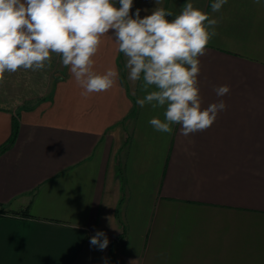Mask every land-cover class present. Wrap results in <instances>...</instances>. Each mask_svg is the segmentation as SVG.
Returning a JSON list of instances; mask_svg holds the SVG:
<instances>
[{
	"label": "crops",
	"instance_id": "0c3cea01",
	"mask_svg": "<svg viewBox=\"0 0 264 264\" xmlns=\"http://www.w3.org/2000/svg\"><path fill=\"white\" fill-rule=\"evenodd\" d=\"M187 2L218 21L198 87L202 108L226 110L206 131H156L165 108L136 103L143 80L107 37L94 59L118 70L111 90L81 96L62 65L46 97L0 107V146L16 126L0 154V264H264V5L133 0L131 14L171 19ZM97 232L106 249L90 244Z\"/></svg>",
	"mask_w": 264,
	"mask_h": 264
},
{
	"label": "clouds",
	"instance_id": "9594fccd",
	"mask_svg": "<svg viewBox=\"0 0 264 264\" xmlns=\"http://www.w3.org/2000/svg\"><path fill=\"white\" fill-rule=\"evenodd\" d=\"M155 2L159 5L161 0ZM253 2L264 5V0ZM226 3L214 0L212 12ZM132 6L133 0H0V86L6 73L50 68L55 54L69 68L81 96L107 92L116 86L118 70L97 72L94 59L107 37L126 57L129 80H143L147 94L136 103L165 108L163 120H149L156 131L171 134L174 124L181 125L184 136L206 131L227 107L221 99L202 108L198 87L199 58L217 34L218 21L191 2L171 19L173 13L163 7L143 18L137 9L133 18ZM214 91L223 97L230 87L221 85ZM90 244L103 250L109 240L97 232Z\"/></svg>",
	"mask_w": 264,
	"mask_h": 264
},
{
	"label": "rangeland",
	"instance_id": "374dc122",
	"mask_svg": "<svg viewBox=\"0 0 264 264\" xmlns=\"http://www.w3.org/2000/svg\"><path fill=\"white\" fill-rule=\"evenodd\" d=\"M61 67V58L52 55L50 68L6 73L4 84L0 86V107L16 109L43 99L60 76Z\"/></svg>",
	"mask_w": 264,
	"mask_h": 264
},
{
	"label": "trees",
	"instance_id": "16d2710c",
	"mask_svg": "<svg viewBox=\"0 0 264 264\" xmlns=\"http://www.w3.org/2000/svg\"><path fill=\"white\" fill-rule=\"evenodd\" d=\"M15 137H16V126H14L13 132L10 138L8 139V141L4 143L2 146H0V154L5 150L9 149L13 145Z\"/></svg>",
	"mask_w": 264,
	"mask_h": 264
}]
</instances>
